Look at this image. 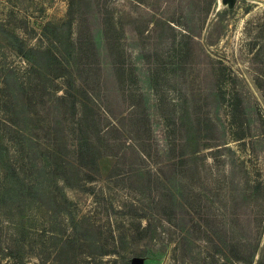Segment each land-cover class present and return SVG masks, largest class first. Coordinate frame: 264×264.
<instances>
[{
  "label": "rangeland",
  "instance_id": "obj_1",
  "mask_svg": "<svg viewBox=\"0 0 264 264\" xmlns=\"http://www.w3.org/2000/svg\"><path fill=\"white\" fill-rule=\"evenodd\" d=\"M263 220L264 0H0V264H264Z\"/></svg>",
  "mask_w": 264,
  "mask_h": 264
},
{
  "label": "trees",
  "instance_id": "obj_2",
  "mask_svg": "<svg viewBox=\"0 0 264 264\" xmlns=\"http://www.w3.org/2000/svg\"><path fill=\"white\" fill-rule=\"evenodd\" d=\"M77 163L79 165L83 166V164L80 161H77ZM263 229H264V222L262 223V225L260 227V231H259L260 235L263 233ZM251 263H252V258L251 257H249L247 260H245V264H251ZM20 264H23V263H20ZM114 264H118V263H114Z\"/></svg>",
  "mask_w": 264,
  "mask_h": 264
},
{
  "label": "water",
  "instance_id": "obj_3",
  "mask_svg": "<svg viewBox=\"0 0 264 264\" xmlns=\"http://www.w3.org/2000/svg\"><path fill=\"white\" fill-rule=\"evenodd\" d=\"M223 1H224V3H225V2H228V0H223Z\"/></svg>",
  "mask_w": 264,
  "mask_h": 264
},
{
  "label": "bare ground",
  "instance_id": "obj_4",
  "mask_svg": "<svg viewBox=\"0 0 264 264\" xmlns=\"http://www.w3.org/2000/svg\"><path fill=\"white\" fill-rule=\"evenodd\" d=\"M224 2V1H223Z\"/></svg>",
  "mask_w": 264,
  "mask_h": 264
}]
</instances>
